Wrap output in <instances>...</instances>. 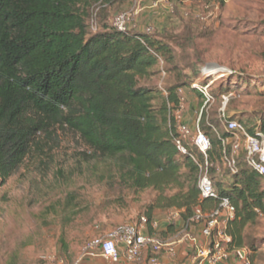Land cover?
<instances>
[{
	"label": "trees",
	"instance_id": "1",
	"mask_svg": "<svg viewBox=\"0 0 264 264\" xmlns=\"http://www.w3.org/2000/svg\"><path fill=\"white\" fill-rule=\"evenodd\" d=\"M109 0H0V183L4 185L36 152L39 138L59 128L75 134L86 149L103 160L114 162L120 182L126 187L157 193L145 217L151 220L154 209L178 210L174 224H166L162 234L192 235L200 232L203 221L191 222L194 211L202 214L217 207V201L200 200L199 165L203 157L194 147L180 156L175 147L179 136L175 113L181 94L196 97L193 112L198 115L208 91L211 103L200 117L199 128L211 143L209 175L218 197L228 198L235 218L228 225L231 238L227 251L239 256L244 244L242 231L264 214V177L251 171L243 151L236 156V173L227 186L215 182L214 162L222 156L221 140L233 135L218 119L223 97L230 89L216 84L200 66L190 67L191 75L173 66V84L164 89L148 85L162 62H171V46L156 36L129 29L117 31L102 25L90 31L92 10ZM247 89L255 87L253 78L232 73ZM198 82V88L193 83ZM232 98L227 102L229 114ZM236 114V113H235ZM229 116L247 132L264 135V116L250 120ZM197 119V118H196ZM215 121V122H214ZM182 122L187 124L185 113ZM191 133L196 131L193 121ZM194 156L197 163L191 159ZM215 169V170H214ZM170 191H175L168 195Z\"/></svg>",
	"mask_w": 264,
	"mask_h": 264
},
{
	"label": "rangeland",
	"instance_id": "2",
	"mask_svg": "<svg viewBox=\"0 0 264 264\" xmlns=\"http://www.w3.org/2000/svg\"><path fill=\"white\" fill-rule=\"evenodd\" d=\"M91 14L96 31L102 25L112 27L115 16L129 14L130 29L151 28L152 35L171 46L174 59L163 62L148 85L169 88L176 77L173 66L191 75L190 67L199 64L201 70L213 68L216 84L230 89L229 116L236 113L237 118L249 119L250 126L264 116V0H143L139 4L109 0ZM232 73L253 78L249 84L255 87L247 89V83ZM183 92L187 103L181 116L187 113V125L193 128L197 114L188 103L196 105V97ZM39 140L41 152L30 156L4 185L0 183V264H113L84 257L85 244L119 225L136 223L157 193L126 187L114 162L92 155L73 133L56 128ZM214 168V181L226 187L230 181L226 167L218 160ZM165 211L154 209L150 214L162 227ZM190 229L200 235L197 228ZM156 231L168 244L158 254L162 264L200 261L195 248L203 247L204 238H194L193 243L181 233L165 236ZM242 237L256 251L245 247L237 256L227 246L228 259L221 264H241L243 259L264 264V214L244 228ZM148 258L144 253L135 263L119 264H146Z\"/></svg>",
	"mask_w": 264,
	"mask_h": 264
},
{
	"label": "built area",
	"instance_id": "3",
	"mask_svg": "<svg viewBox=\"0 0 264 264\" xmlns=\"http://www.w3.org/2000/svg\"><path fill=\"white\" fill-rule=\"evenodd\" d=\"M135 4L141 3L143 0H132ZM156 6V4H155ZM129 14H119L112 20V27L117 31L129 30L131 23ZM90 29L95 30L94 18L90 23ZM94 31V32H95ZM151 28H147L145 33L150 34ZM163 64L159 59V66ZM202 72L211 76L213 70L211 68L202 69ZM215 81V80H214ZM198 82L195 81L192 85L198 88ZM165 94L163 88H159ZM206 97V101L197 115L196 131L191 133L189 127L182 122V112L184 110L183 99H181L179 110L175 113V122L179 136L175 140V147L180 156L189 154V148L194 147L195 150L203 157V163L199 165L200 176L198 188L200 192V200L210 199L217 201V207L211 209L205 214H202L200 209L194 211V217L191 222L203 221V226L200 230V235L205 239V244L197 250L196 258L200 261L197 264H221L228 259L226 247L231 242V238L227 235L228 225L235 218V208L231 205L228 198L218 197L214 190L213 181L209 175V168L212 164L208 161V154L211 151V143L209 138L201 132L199 128L200 117L208 104L211 103L208 98L206 88L202 90ZM231 97H223L222 106L219 109L218 119L223 125L224 130L231 132L233 135L231 141V151L227 154L229 141L221 140L222 156L221 164L231 173H236V156L243 151L245 154V163L247 167L264 177V135L256 132L251 135L245 127L237 120L229 119L226 106L228 99ZM191 159L197 163L194 156ZM180 212L178 210H169L165 213L164 223L174 224L178 221ZM160 223L157 220H149L145 216H141L134 224H123L117 226L113 231L103 237L91 239L83 248L84 257H100L113 264H119L122 260L128 263H135L140 260L144 253L149 254L146 264H162L158 258V254L163 248L168 247L154 233H148V229L156 231ZM186 239L195 242V239L190 235H185ZM172 251V250H169ZM241 256V252L238 253ZM241 264H249L246 260H242Z\"/></svg>",
	"mask_w": 264,
	"mask_h": 264
},
{
	"label": "crops",
	"instance_id": "4",
	"mask_svg": "<svg viewBox=\"0 0 264 264\" xmlns=\"http://www.w3.org/2000/svg\"><path fill=\"white\" fill-rule=\"evenodd\" d=\"M187 115H188V114L186 113V114H185L186 118H187ZM186 125H187V124H186ZM187 126H188V125H187ZM162 228H163V227L160 226L159 229H158L157 231H158V232H159L160 230L162 231V230H163ZM157 231H156V232H157ZM148 233H154V231H152L151 229H148ZM190 236H191L192 238H203V237L200 236V235L197 236V237H194V236H192V235H190ZM183 238H185V236H183Z\"/></svg>",
	"mask_w": 264,
	"mask_h": 264
},
{
	"label": "bare ground",
	"instance_id": "5",
	"mask_svg": "<svg viewBox=\"0 0 264 264\" xmlns=\"http://www.w3.org/2000/svg\"><path fill=\"white\" fill-rule=\"evenodd\" d=\"M211 70H214L213 68H211Z\"/></svg>",
	"mask_w": 264,
	"mask_h": 264
}]
</instances>
